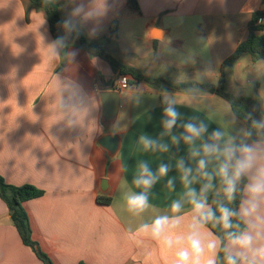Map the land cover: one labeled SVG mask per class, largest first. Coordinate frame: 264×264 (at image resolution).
Here are the masks:
<instances>
[{
  "label": "crops",
  "instance_id": "1",
  "mask_svg": "<svg viewBox=\"0 0 264 264\" xmlns=\"http://www.w3.org/2000/svg\"><path fill=\"white\" fill-rule=\"evenodd\" d=\"M135 2L137 10L127 0H68L60 14L63 20L72 18L79 32L123 66L171 83L217 86L223 61L247 36L251 14L264 11V0ZM81 3L86 11L101 14L72 17ZM113 21L118 35L109 41ZM53 41L43 10L29 0H0V176L6 184L44 192L23 203L36 250L52 264H174L175 249L140 232L141 225L158 216L181 215V230L186 228L192 205L184 197L178 161L192 168L191 187L199 193L207 181L197 172V160L208 159L207 171L213 175L219 161L204 157L202 150L201 157L192 158L191 150L211 143L215 129L224 133L221 144L230 136L242 141L245 123L216 93L173 92L129 75V87L119 90V74L69 40L59 47L65 49L61 67L60 49L51 54ZM222 77L226 93L254 100L264 111V61L253 63L244 54ZM243 83L253 84L254 90L243 89ZM110 90L119 91L120 99L115 122L106 129L99 94ZM165 91L180 113L171 133L162 124ZM188 122L208 129L192 145L181 135ZM106 136L116 138L114 149L100 144ZM141 137L155 146L145 149ZM141 163L154 173L167 164L169 172L157 177L147 191L150 206L136 214L128 210L127 196L143 191L134 184ZM212 184L206 197L220 192V178ZM98 196L109 197L110 204L97 203ZM175 200L183 203L180 213L171 212ZM0 264H45L23 244L1 198Z\"/></svg>",
  "mask_w": 264,
  "mask_h": 264
},
{
  "label": "clouds",
  "instance_id": "2",
  "mask_svg": "<svg viewBox=\"0 0 264 264\" xmlns=\"http://www.w3.org/2000/svg\"><path fill=\"white\" fill-rule=\"evenodd\" d=\"M108 7L105 9V14ZM84 14L86 17L98 16L101 13L86 11L85 5L81 3L73 9L72 17ZM67 32L77 30V25L72 18L62 21ZM63 36L54 40L51 44V54H58V48L64 45ZM75 56V52L70 53ZM162 102L167 106L164 108L165 118L162 121L165 133H171L176 126L180 113L173 106V101L165 91ZM255 128L264 129V120H253ZM184 132L181 134L184 143L192 145L196 139L202 138L208 132L207 127L201 123L188 122L182 125ZM244 135L252 137L251 131H244ZM141 143L145 149H151L156 142L152 139L141 137ZM224 133L215 129L210 133L209 140L204 142L200 149H192V158L215 157L219 163L215 175L207 171L209 160L200 158L197 160V172L207 181L198 193L191 187L193 179L192 168L186 167L183 159H180L177 168L182 172L181 180L187 189L184 197L192 205V216L186 228L181 230L184 217L181 215H163L156 217L151 224L141 225L139 231L150 235L154 240L161 241L168 249H175L174 264H218V253L223 251L224 264H264V139L252 140V142H237L236 137L230 136L223 144ZM174 143H179L176 136L172 137ZM166 150V148H165ZM140 174L134 180L137 187L143 191L131 193L127 196L128 210L139 214L150 205L147 191L156 183L157 177L166 176L169 172L167 164L159 165L154 173L147 163L139 165ZM219 177L223 185L224 197L232 202L239 188L240 182L247 178V183L242 189L243 199L238 209L218 203L214 210L209 206L207 197L204 195L213 188L212 181ZM169 187L173 181H168ZM183 208L181 200H175L171 204L172 213H180ZM217 211L219 216H217ZM235 217L243 222L246 227L239 231H230L234 227L232 219ZM221 226L226 233L227 244L208 233L206 226ZM239 228V225H236Z\"/></svg>",
  "mask_w": 264,
  "mask_h": 264
},
{
  "label": "trees",
  "instance_id": "3",
  "mask_svg": "<svg viewBox=\"0 0 264 264\" xmlns=\"http://www.w3.org/2000/svg\"><path fill=\"white\" fill-rule=\"evenodd\" d=\"M31 4L41 9L45 12L46 18L49 25V31L53 39L63 36L65 40L71 41L78 48L86 51L92 56L99 57L105 60L114 72L119 75H129L133 80L144 79L146 83L152 85H161L166 90L173 92H201V93H216L223 98L227 99L231 104L234 114L240 118L246 125L247 131L252 132V137L246 136L242 141L252 142V140L264 139V129L255 128L252 124L253 120L261 121L264 120V111H261L257 102L251 99L234 96L232 94L226 93L224 90V79L223 74L225 69L231 68L242 55L248 54L251 57V61L256 63L258 61H264V22L258 23L259 19H264V11H256L251 14V17L247 24V36L241 41L234 52L227 57L221 65V78L217 86L209 84H197V83H171L161 78H144L142 74L137 72L132 68L123 66L116 60L113 56L106 52V50L93 42H91L86 36H84L78 30L73 32H67L62 24V17L60 14V8L62 5L67 3L68 0H29ZM129 8L137 10V4L135 0H127ZM118 35V23L113 21L109 25L108 40L111 41L117 38ZM59 53L63 58L61 62V67L64 66V55L65 49L59 48ZM246 184V178H244L240 184L236 197L232 202L225 199L223 193V185L220 181V192L218 194H211L207 197V202L210 207L214 210L218 208V203L222 202L225 206L238 209L242 200V189ZM44 192L32 185L23 186H12L6 184L2 177L0 176V198L5 202L8 208V213L12 224L16 228L19 236L24 245L30 247L35 254L41 259L45 264H52L50 260L41 252L36 250L35 242L31 237V230L28 222V217L23 209V203L32 199L39 198L43 196ZM109 197L98 196L97 203L101 205L110 204ZM217 216L219 212L217 211ZM234 227L230 231H239L244 229L246 226L243 222L239 221L235 217L232 219ZM239 225V228L236 227ZM208 227L217 238H219L223 244L227 242L225 230L221 226H213V224H208ZM85 264V263H80ZM218 264H224V253L220 251L218 253Z\"/></svg>",
  "mask_w": 264,
  "mask_h": 264
},
{
  "label": "water",
  "instance_id": "4",
  "mask_svg": "<svg viewBox=\"0 0 264 264\" xmlns=\"http://www.w3.org/2000/svg\"><path fill=\"white\" fill-rule=\"evenodd\" d=\"M103 113L102 124L106 129H109L115 122L117 111L119 108L120 93L116 90L102 91L99 94ZM164 95L161 97L163 99ZM100 144L105 147L114 149L116 147V138L112 136H106Z\"/></svg>",
  "mask_w": 264,
  "mask_h": 264
},
{
  "label": "built area",
  "instance_id": "5",
  "mask_svg": "<svg viewBox=\"0 0 264 264\" xmlns=\"http://www.w3.org/2000/svg\"><path fill=\"white\" fill-rule=\"evenodd\" d=\"M262 22H264V19L258 20V23H262ZM117 83H118L119 90H124L129 87L128 78L125 75H119L117 79Z\"/></svg>",
  "mask_w": 264,
  "mask_h": 264
},
{
  "label": "rangeland",
  "instance_id": "6",
  "mask_svg": "<svg viewBox=\"0 0 264 264\" xmlns=\"http://www.w3.org/2000/svg\"><path fill=\"white\" fill-rule=\"evenodd\" d=\"M248 86H250V87H248ZM252 86H253V84H246V83H243L241 85V87H243V89L248 90V88H249L250 91L254 90V88H252Z\"/></svg>",
  "mask_w": 264,
  "mask_h": 264
}]
</instances>
